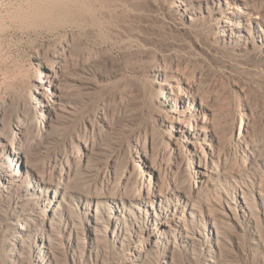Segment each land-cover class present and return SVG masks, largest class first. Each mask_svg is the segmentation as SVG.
<instances>
[{"label": "rangeland", "instance_id": "1", "mask_svg": "<svg viewBox=\"0 0 264 264\" xmlns=\"http://www.w3.org/2000/svg\"><path fill=\"white\" fill-rule=\"evenodd\" d=\"M176 4L171 0H0V112L9 122L17 106L30 101L31 80L39 75L36 56L50 59L67 49L65 70L87 71L91 88L65 91L75 112L71 120L55 123L48 139L35 141L34 168L46 171L55 158L71 156L70 178L74 187L81 188L98 183L105 168L125 174L131 157L145 172V165L135 159L136 141L152 139L156 159L161 158V186L168 192L161 204H150L140 212L131 208L129 219L137 221L135 241L130 237L121 246L111 226L104 224L99 236L103 264H118L146 241L147 231L159 229L160 222L173 227L167 219L178 217L182 219L178 230L164 227L166 240L152 249L146 264H264V35L253 24L241 35L228 29L219 35L213 21L192 25L183 21ZM220 6L226 12L237 7L257 12L254 21L264 32V0H221ZM161 81L177 86L176 93L192 91L202 99L205 107L197 101L187 108V128L205 120L214 127L215 141L210 144L204 134L197 140L198 150L201 156L200 147L207 152L205 144L211 145L228 175L202 184L199 193L189 148L163 153L176 145L168 140L173 131L162 116L170 120L177 115L154 102L162 91L170 92L164 86L159 89ZM182 110L183 106L176 108L178 116ZM42 117L37 115L36 125L45 123ZM240 125L245 127L243 137L237 130ZM76 135L94 144L88 161L81 159ZM250 148L260 155L252 168L247 165ZM132 190L140 194L137 187ZM182 196L195 201L192 215ZM112 212L109 209L106 215L112 217ZM88 219L82 217V245L89 239ZM7 238L0 234V264H41L38 247L27 249L19 262H13L11 254L19 252L7 244ZM63 243L60 263L71 264V252ZM91 256L94 259V252Z\"/></svg>", "mask_w": 264, "mask_h": 264}, {"label": "bare ground", "instance_id": "2", "mask_svg": "<svg viewBox=\"0 0 264 264\" xmlns=\"http://www.w3.org/2000/svg\"><path fill=\"white\" fill-rule=\"evenodd\" d=\"M171 1L173 4L177 3L173 6L179 17L183 21L187 20L191 25L209 20L213 21L219 35L226 29L241 35L242 30L246 31V27L253 24L252 27L259 34L264 35L262 27L256 25L258 22L254 21L258 19V13L255 11L237 7L232 12H226L220 6L221 0ZM41 14L43 15V13ZM67 51V49H61L52 54L50 59L36 56L39 75L31 80L33 95L30 97V101L19 104L9 122H5L3 114L0 112V234L3 237H8L7 244L19 252L11 254V260L15 263L22 259L27 249L38 247L42 248V252H40L41 264H45V262L46 264H61L60 257L64 254L60 251L63 242L66 241L65 250L71 252V264L83 262L88 264L91 261L93 262L90 264H103L104 247L99 236L105 227L104 224L111 226V234L121 246L130 237L133 238L132 241H135L133 227L137 226V221L134 218L133 220L129 219L131 208L140 212L141 208L145 207L144 210H146V206L150 204H161L168 193L161 186L159 174L161 162L158 161L161 158L156 159V150L152 139H137L136 143L139 149L134 151L135 159L145 165L147 173L142 171L131 157L132 162L125 174L119 176L116 171L105 168L104 172L99 174L101 178L98 183L94 182L76 188L70 178L73 165L71 156L55 158L48 164L46 171H38L34 168L35 160L32 156V148L35 141L42 143L48 139V134L54 124L71 120L75 112L74 105L66 97L65 91L91 88V77L87 71L80 70L81 73L72 71L68 74L65 70ZM158 72L156 70L154 74L160 77ZM176 83L183 84L179 80ZM157 85L160 90H164L162 88L164 86L170 92L162 91L161 96H157L154 102L157 106L165 110L168 109L173 115H177V119L170 120L166 119V116H162L163 120L169 122L173 131V134H169L168 140L176 145L173 149L167 147L163 153L170 150L169 152L174 154L178 153L181 147L183 150H186L185 147L189 148L187 155L190 159L191 154L195 163L194 176L198 179L196 183L199 184L195 189L199 193L202 184L228 175L226 167L218 159L217 153L211 145L205 144L207 152L200 147L201 156L198 150L197 140L199 138L207 137L210 144L215 141L214 127L211 120H205L201 126L186 127V119L189 116L187 108L192 107L191 104H195L197 101L204 106L197 93L192 91L176 93L177 86L171 87L165 81L158 82ZM178 106H183L179 116L176 111ZM39 114L44 116L42 120L45 123L36 125V117ZM235 119L236 116L232 121L234 122ZM88 123L93 130V121L89 119ZM173 126L176 128H172ZM237 130L239 136L243 137L245 127L240 125ZM78 138L76 135L75 139L79 141L83 151L81 159L88 161V158L93 154L94 144L90 142L91 140L87 139L82 142ZM259 156L252 148L249 149L248 168L257 165ZM142 172H144L143 175ZM132 175L135 177L132 178ZM203 178H206V181H203ZM128 183L131 184L130 188H126ZM135 187L138 188L139 195L133 193L132 189ZM182 197L186 199L185 204L183 201L182 203L187 208L189 215H192L190 211L195 210V201L189 196ZM109 209L113 211L112 217L106 215ZM86 215L89 216L86 222L89 239L87 244L82 245L80 230L83 224L82 217ZM126 221L130 222L131 231L128 229ZM167 221H170L174 226L170 227V224L160 222L161 227L159 229L154 227L151 232L147 231L146 241L139 246L136 245L133 253L129 257L123 258L118 264H146L152 249L157 247L161 240H166L164 227L171 228V231L175 232L180 227L178 224L182 219L178 217L176 220L167 219ZM37 242L40 243V247ZM92 252H94V259L91 256Z\"/></svg>", "mask_w": 264, "mask_h": 264}]
</instances>
